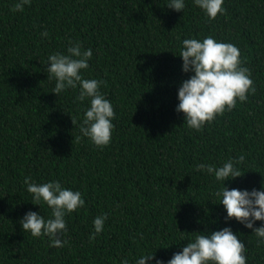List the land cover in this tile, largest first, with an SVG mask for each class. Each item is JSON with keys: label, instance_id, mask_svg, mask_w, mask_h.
Instances as JSON below:
<instances>
[{"label": "trees", "instance_id": "obj_1", "mask_svg": "<svg viewBox=\"0 0 264 264\" xmlns=\"http://www.w3.org/2000/svg\"><path fill=\"white\" fill-rule=\"evenodd\" d=\"M169 2L31 0L13 12L16 0H0V264H136L152 253L146 264H167L192 233L226 227L245 244L246 264H264V244L226 222L215 195L222 186L264 190V0H224L215 19L193 0H184L182 12ZM208 36L239 49L255 92L197 131L175 111L178 89L192 75L179 55L183 40ZM77 43L92 49L82 78L103 82L99 92L115 112L104 147L75 141L90 98L78 101L79 87L56 96L55 79H47L48 57ZM240 155L243 164L234 166L243 175L224 185L196 170ZM26 177L81 193L84 206L65 215L62 248L22 230L28 212L52 218L27 192ZM105 214L90 241L94 219Z\"/></svg>", "mask_w": 264, "mask_h": 264}, {"label": "clouds", "instance_id": "obj_2", "mask_svg": "<svg viewBox=\"0 0 264 264\" xmlns=\"http://www.w3.org/2000/svg\"><path fill=\"white\" fill-rule=\"evenodd\" d=\"M31 0H16L13 12L23 11L24 6ZM209 19H215L222 14L224 0H193ZM167 8L182 12L184 0H170ZM47 37L48 33H42ZM179 57L182 59V71L192 75L182 82L178 89L179 101L175 111L182 113L184 122L190 129L199 131L205 124L211 123L226 110L236 107L237 100L245 102L249 91L255 92L253 81L248 68L241 67L240 51L231 43L217 42L211 36L202 41L185 39ZM92 49L83 50L79 43L67 49V55L54 53L48 57V77L55 79L54 95L58 96L66 89L79 87L76 99L83 102L90 98V107L84 112L80 125V136L75 138L79 142L87 137L97 147L107 146L111 140L115 116L110 101L99 92L102 81L82 78L81 71L89 67ZM134 114V113H133ZM70 117V116H69ZM72 124L74 121L70 117ZM73 142V140H72ZM244 155L236 161H228L222 167L199 164L197 171H206L215 175L217 181L232 180L243 174L234 164H243ZM30 177L24 180L27 192L32 194L36 205L44 202L52 210V218L45 220L36 212H28L20 221L23 231L30 232L33 237L47 236L51 240L50 247L62 248L66 241L61 239L66 232L65 215L84 206V200L79 191L65 189L59 182L44 184L30 183ZM264 189V187H262ZM215 195L221 197L220 204L226 211L225 220H235L252 233L264 244V223L259 228H253L255 222H264V190L241 191L227 189L222 186ZM106 214L98 216L93 221L94 232L89 240H94L102 232ZM194 239L178 253H174L167 264H246V248L230 228L208 233H192ZM142 238V237H141ZM154 253L142 255L136 264H146L154 260ZM121 264H128L124 259ZM155 264H163L156 260Z\"/></svg>", "mask_w": 264, "mask_h": 264}]
</instances>
